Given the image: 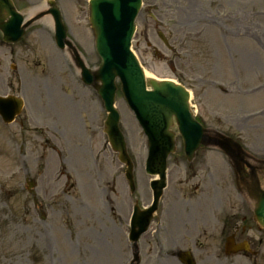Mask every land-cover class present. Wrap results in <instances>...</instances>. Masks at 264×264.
Instances as JSON below:
<instances>
[{
    "label": "rangeland",
    "instance_id": "374dc122",
    "mask_svg": "<svg viewBox=\"0 0 264 264\" xmlns=\"http://www.w3.org/2000/svg\"><path fill=\"white\" fill-rule=\"evenodd\" d=\"M59 1L87 64L98 66L101 58L93 32L85 29L88 16L84 15V22H76L77 14H84L88 6L78 0ZM143 1L133 50L144 67L158 77L186 85L192 92L195 112L207 127L230 136L241 135L246 147L264 154V42L259 41L264 37V0ZM15 2L27 15L41 0ZM154 4L157 11L152 9ZM235 12L239 14L234 16ZM79 28L83 32L78 33ZM159 30L165 32L172 48L161 41ZM240 30L245 39L237 37L239 32L235 31ZM77 72L69 56L53 42L47 18L29 27L14 44L4 43L0 31V92H21L28 113L45 122L51 117L42 115L41 108L46 112L58 109H51L61 118V124H53L60 135L56 138L74 167L66 175L57 172L58 164L63 169L70 162L62 163L58 155L38 144L33 124L25 131L16 123L0 122V264H174L172 251L178 248L192 250L198 264H215L214 255L222 253L225 243L221 232L224 212L230 211L229 207L216 210L217 201L225 200L227 205L232 200L235 208L243 203L233 171L218 148L202 146L191 164L180 147L170 157L168 186L159 210L150 231L139 239L138 260L132 258L131 244L128 250L124 235L129 227L126 217L136 201L141 206L152 201L150 176L145 172L146 137L119 89L116 106L135 162L137 188L131 193L124 175L126 167L107 145L103 131L106 112H98L102 105L96 93L82 84ZM237 83L244 91L226 92L225 84L232 87ZM255 87L262 91L252 92ZM61 91L66 97L60 98ZM67 98L71 99L67 109L72 112L73 105L81 120L78 125L65 119L68 102L65 109L61 102ZM257 113L261 114L255 122L251 115ZM85 116L89 122L84 121ZM96 131L100 142L95 139L93 148L100 159V172L91 171L92 166L87 169L81 148ZM44 155L48 156L46 169ZM92 164L98 165L97 161ZM224 167L225 180L212 200L215 179L211 171L218 173L220 182ZM202 168L208 171L207 176ZM29 177L37 179L36 194L29 190ZM171 211L181 219L188 214L197 221V228L184 239H172L167 222ZM245 224L251 227L249 239L261 247L262 257L237 256L225 264L264 261V230L252 220Z\"/></svg>",
    "mask_w": 264,
    "mask_h": 264
},
{
    "label": "water",
    "instance_id": "95a60500",
    "mask_svg": "<svg viewBox=\"0 0 264 264\" xmlns=\"http://www.w3.org/2000/svg\"><path fill=\"white\" fill-rule=\"evenodd\" d=\"M51 4L53 6L50 12L55 20L59 46L65 48L68 44L74 52L83 80L98 89L110 112L106 121V131L113 149L119 152V159L127 165V176L131 180L132 191L136 189L134 163L128 152L125 135L119 126L120 114L115 107L117 77L121 79L127 101L148 137L147 171L156 176L151 181L154 201L147 209L135 205L131 237L137 242L140 235L148 229L166 186L167 158L175 151V133L171 130L175 121L184 136L189 160L194 158L196 150L202 143L224 145L225 142L233 140L224 136L222 139L213 138L206 133L203 125L194 117L189 101L190 92L185 86L168 79H147L145 69L131 50L134 21L141 0H91V22L97 36L96 47L103 57V63L96 70L87 67L77 49L67 39V29L60 8L54 1ZM30 22H25V16L17 10L13 0H0V29L5 40L19 41ZM147 85L152 89L148 90ZM16 100L14 97L0 96L1 112L9 115ZM257 214L264 225V193L260 198ZM188 262L193 264L192 260Z\"/></svg>",
    "mask_w": 264,
    "mask_h": 264
},
{
    "label": "flooded vegetation",
    "instance_id": "af4514ba",
    "mask_svg": "<svg viewBox=\"0 0 264 264\" xmlns=\"http://www.w3.org/2000/svg\"><path fill=\"white\" fill-rule=\"evenodd\" d=\"M84 2L87 1V0H83ZM247 178L250 179V189L251 191H254V194L256 193V191L254 190V185H256V182L257 180L259 179L260 181H264V170H261L259 173H257V169L254 171V173H247L245 175V177H243L242 179H244L245 181H247ZM223 202L219 201L218 202V205H217V208H220L221 206H223ZM254 206L255 204V201L253 199H250V202L247 204H245L243 206V208H240V211L238 213H235L231 219L228 221L227 224H224L223 225V229H222V233L225 235L226 232H228L230 235H234L235 237V240L236 241H241V240H244L246 237V233H247V227L244 226L242 229L240 228L239 224L237 223L238 219H240L241 217L243 218V220H247V215H244L242 216L241 215V211L244 210V209H249V205ZM224 207V206H223ZM218 215L216 212L214 213V216ZM250 216L252 217L251 215V212H250ZM228 234V235H229ZM252 251H255L254 249H252ZM240 254L244 255L245 257L247 258H250V257H253L255 256L257 253H251L249 251H243L241 252ZM222 254H218L217 255V263L215 264H225V260L224 258L221 257ZM258 255V254H257ZM256 255V256H257ZM203 260V258H202ZM263 264V263H261Z\"/></svg>",
    "mask_w": 264,
    "mask_h": 264
},
{
    "label": "bare ground",
    "instance_id": "6f19581e",
    "mask_svg": "<svg viewBox=\"0 0 264 264\" xmlns=\"http://www.w3.org/2000/svg\"><path fill=\"white\" fill-rule=\"evenodd\" d=\"M147 77H154L155 75L148 71L146 72ZM169 220L167 221L169 223V236L173 237H178V239H184L187 237L186 233H192L193 229L197 228V221L192 220L188 215L184 218L181 219L180 216H175L174 212L171 211L168 213ZM192 223V224H191ZM201 225L203 226L204 223L201 222ZM173 241L172 243H175ZM173 245V244H172Z\"/></svg>",
    "mask_w": 264,
    "mask_h": 264
}]
</instances>
